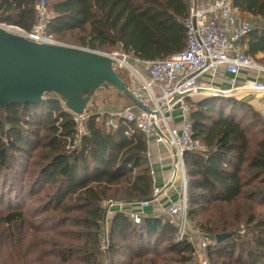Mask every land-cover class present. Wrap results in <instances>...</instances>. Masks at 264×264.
Here are the masks:
<instances>
[{
    "label": "trees",
    "instance_id": "obj_1",
    "mask_svg": "<svg viewBox=\"0 0 264 264\" xmlns=\"http://www.w3.org/2000/svg\"><path fill=\"white\" fill-rule=\"evenodd\" d=\"M46 1L47 30L59 41L146 60L187 46L183 21L191 0ZM38 3L0 0V22L31 31ZM232 3L243 20H264V0ZM241 43L264 65V22L251 24ZM188 102L193 134L207 148L184 155L188 219L212 239L207 253L213 264H264V116L230 96ZM91 110L88 104L84 114L72 111L57 92L37 104L0 106V206L6 207L0 223L10 249L4 254L0 240V262L199 264L195 245L178 240L163 213H145L136 222L129 211L114 212L103 250L107 201L149 199L154 176L148 140L137 124L114 116L109 122ZM222 234L229 235L218 242Z\"/></svg>",
    "mask_w": 264,
    "mask_h": 264
},
{
    "label": "built area",
    "instance_id": "obj_2",
    "mask_svg": "<svg viewBox=\"0 0 264 264\" xmlns=\"http://www.w3.org/2000/svg\"><path fill=\"white\" fill-rule=\"evenodd\" d=\"M232 1L192 0L189 17L183 21L188 33L187 46L183 51L163 59L146 60L123 50L105 52L87 48L109 57L113 68L125 73L127 79L124 82L133 96L151 110L148 112L132 103L112 116L136 123L147 140L154 141L159 148L165 147L175 166L180 167L183 189L177 201L163 209L158 199L169 189L156 187L149 199L128 205H139L143 211L151 205L155 209L162 208L161 212L177 229V239H188L195 245L199 264H213L207 253L213 242L203 231L194 229L188 219V179L184 155L187 151L205 152L207 148L193 134L188 99L199 95V88L209 87L201 82L204 75L216 77L222 67L234 77V86L236 77L241 73H256V79L249 86L242 87L264 93V65L247 55L241 43L251 24L240 17ZM37 9V22L31 31L1 22L0 27L41 44L65 45L47 30V1L39 0ZM178 173L175 172V178ZM110 203L113 206L116 202ZM143 211L135 212L133 209L129 212L136 222H140L145 214ZM104 241L103 249L107 251V239Z\"/></svg>",
    "mask_w": 264,
    "mask_h": 264
},
{
    "label": "water",
    "instance_id": "obj_3",
    "mask_svg": "<svg viewBox=\"0 0 264 264\" xmlns=\"http://www.w3.org/2000/svg\"><path fill=\"white\" fill-rule=\"evenodd\" d=\"M106 82L151 112L133 96L109 57L85 47L41 44L0 27V106L37 104L47 93L57 92L69 109L84 114L93 94ZM197 93L231 96L213 87H201ZM228 235L216 239L222 242Z\"/></svg>",
    "mask_w": 264,
    "mask_h": 264
},
{
    "label": "crops",
    "instance_id": "obj_4",
    "mask_svg": "<svg viewBox=\"0 0 264 264\" xmlns=\"http://www.w3.org/2000/svg\"><path fill=\"white\" fill-rule=\"evenodd\" d=\"M264 77V76H263ZM233 76L225 72L222 67L220 74L216 77L210 75H204L201 82L206 86L219 89L221 91L230 93V97L237 98L239 100L247 101L251 104L259 113L264 116V93L257 92L251 87L243 88V85H250L252 81L256 79V73L247 72L241 73L236 77L235 86L233 85ZM230 91V92H229ZM205 96V95H197ZM196 96V97H197ZM133 103V102H132ZM132 103L130 105H132ZM148 153L150 157L152 173L154 176V189L157 188H168L158 199V202L162 205L163 209L168 207L171 203L177 201L183 189V180L180 176V167L177 168L172 160L170 153L165 147H158L154 141H148ZM179 170V173H178ZM175 172L177 176L175 178ZM124 207V208H122ZM115 212L118 210L130 211L135 209V212H142L143 210L139 205H135L133 208L131 205H124L117 203L114 205ZM122 208V209H121ZM162 208L155 209V206L151 205L145 208L146 214L159 215L161 214Z\"/></svg>",
    "mask_w": 264,
    "mask_h": 264
},
{
    "label": "rangeland",
    "instance_id": "obj_5",
    "mask_svg": "<svg viewBox=\"0 0 264 264\" xmlns=\"http://www.w3.org/2000/svg\"><path fill=\"white\" fill-rule=\"evenodd\" d=\"M191 3H192V0H191ZM247 20L250 21L251 24L258 23V21L260 23L264 22V20H255L252 17H248ZM61 42H63L64 44L70 45V46H79V45H76L71 40H63ZM101 51L113 52V51H116V49L115 50L114 49L113 50L104 49V50H101ZM131 103H132L131 99L129 98V96L124 91L120 90L114 84H111V82H106L98 91H96L93 94V98L89 102V106L92 109L91 111L95 110V111L99 112L102 116H108L109 117L108 118L109 122H113L112 114L117 112V111H119V110L124 109L125 107L129 106ZM77 120H78L79 124H82L83 117L82 116H78ZM111 201H113V200L107 201V203H106V215H105L106 220L104 222V228L105 229H104V235H103L104 239H107V237H108L107 218L111 217L112 214H114V212H115L114 205L110 206L111 205V203H110ZM27 203H29V200L27 201ZM116 204L117 203H115V205ZM122 208H124V207H122ZM133 208H135V206H133ZM5 210H6L5 206L4 207L0 206V211H5ZM192 224L193 223H191V225ZM192 226H193L194 229L197 228V227L194 226V224ZM5 235H7L6 229L0 223V240H1V243H2V246H3L2 250H3L4 254H6V252H10V249H9V246H8V242L6 241ZM106 245H107V243H106ZM107 248H108V245H107ZM11 263H12V261H11L10 257H7L6 259H4V260H2L0 262V264H11Z\"/></svg>",
    "mask_w": 264,
    "mask_h": 264
}]
</instances>
